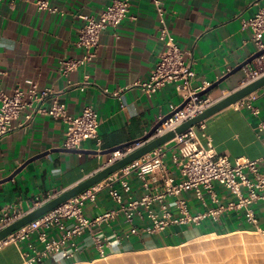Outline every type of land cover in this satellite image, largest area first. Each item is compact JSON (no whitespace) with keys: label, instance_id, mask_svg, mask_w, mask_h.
Masks as SVG:
<instances>
[{"label":"crops","instance_id":"obj_1","mask_svg":"<svg viewBox=\"0 0 264 264\" xmlns=\"http://www.w3.org/2000/svg\"><path fill=\"white\" fill-rule=\"evenodd\" d=\"M36 1L0 0V90L11 94L16 87L26 90L32 82L38 90L55 93L70 115L90 106L97 115L99 144L88 139L78 151L65 150L64 124L39 115L26 125L24 112L28 109H25L12 120V129L0 136V220L4 214H24L119 157V153L106 152L139 141L158 116L168 114L183 100V93L174 83L165 84L153 94H146L140 87L149 78L163 49L150 0H130L129 13L135 19L127 17L115 29H103L94 56L66 76L59 72L60 61L78 59L84 53L76 46L83 16H98L110 0H44L56 11L38 9ZM164 3L170 31L193 72L189 79L191 90L198 92L210 86L257 51L250 29L243 27L241 21L263 8L264 0H164ZM262 62L253 59L247 65L258 70ZM247 79L250 77L241 68L199 98L211 102ZM246 101L258 108V117L245 107ZM258 119H264V86L190 127L191 136L183 140L175 137L163 144L167 150L164 162L174 177L180 179L171 155L193 136L202 145L209 140L218 153L230 159H257L263 153L264 141L255 129ZM42 153L45 154L39 156ZM36 156L39 157L33 159ZM112 178L111 174L98 183L100 189L94 200L85 202V216L92 218L115 206L107 192V183ZM127 179L128 192L116 180L112 182L124 200L129 196L138 198L142 192L140 182L133 173ZM215 191L223 204L234 199L219 186H215ZM185 196L192 213L203 210L191 191ZM206 200L209 202L207 196ZM250 207L254 222L243 217L239 210L227 209L216 220L204 218L199 225H170L155 235L130 234L131 225L118 214L109 224L95 225L75 238L78 250L71 258L53 253L33 264H152L160 251L190 246L203 236L264 233L262 202H254ZM65 224L68 226L69 220ZM47 233L48 237H56L60 230L52 228ZM95 235L108 243L99 248L93 239ZM32 245L40 247L35 234L19 239L12 233L0 241V264H28Z\"/></svg>","mask_w":264,"mask_h":264},{"label":"built area","instance_id":"obj_2","mask_svg":"<svg viewBox=\"0 0 264 264\" xmlns=\"http://www.w3.org/2000/svg\"><path fill=\"white\" fill-rule=\"evenodd\" d=\"M150 1L159 24V39L163 43V49L149 78L142 82L140 87L146 94H153L165 84L174 83L175 88L183 93V100L189 98L180 111L158 127L157 132L161 133L196 114L210 102L193 97L196 90H191L189 87V79L193 76V72L184 62L183 51L170 31L164 0ZM35 4L38 9L56 11L55 7L44 0H38ZM129 9L130 0H110L98 16H83L84 24L78 30L76 46L84 53L78 59H62L60 74L66 76L69 71L84 65L94 56L98 37L103 29L108 27L115 29L127 17L134 20L135 16L129 13ZM241 23L243 27L250 29L256 50H263L264 7L258 8L251 17L243 19ZM256 59L264 61V53ZM242 68L250 79L260 74L258 70H253L248 65ZM29 83L26 90L16 87L11 94L0 90V136L11 130L12 120L28 109L24 112L26 125L39 115L50 116L64 124L62 146L65 149L78 150L82 142L88 139L94 140L96 145L99 144L98 120L93 108L84 106L77 115H70L55 93L50 90H38L34 83ZM81 85H85V82ZM103 92L106 93L107 90L104 89ZM116 94L117 92H112V95ZM244 105L252 115L258 117L257 107L249 101ZM162 117L158 116L156 122ZM255 129L259 136L264 138V119H258ZM189 136H191L190 128L176 138L183 140ZM113 153L122 155L120 151ZM166 155L167 150L161 145L144 155L139 163L134 161L113 173V178L107 183L108 195L115 203L112 209L92 218L85 216V202L94 200L95 192L100 189L97 183L17 230L15 238L24 239L35 234L36 241L40 244L39 248L32 245L28 264L40 262L46 255L53 253L71 258L78 250L75 238L95 225L109 224L118 214H122L124 222L131 225L130 234L155 235L163 232L170 225L190 223L199 225L204 218L216 220L227 209L239 210L243 217L254 222V213L250 205L260 201L264 209V141L263 153L259 158L230 159L227 155L218 153L209 140L202 145L193 136L192 139L185 140L177 152L171 155V160L181 176L180 179H176L173 172L167 168L164 162ZM130 173H133L140 182L142 192L138 198L129 196L124 200L122 193L112 181L116 180L122 190L128 192L130 186L127 176ZM215 186L226 190L234 196V199L226 204L220 202ZM189 191L199 200L203 207L202 211L196 213L190 211L185 196ZM19 216L18 213L4 214L0 220V227ZM65 220H69L68 226ZM135 220H139L140 223L136 224ZM52 228H58L60 234L56 237H48L47 232ZM93 239L99 248L108 243L98 235Z\"/></svg>","mask_w":264,"mask_h":264},{"label":"water","instance_id":"obj_3","mask_svg":"<svg viewBox=\"0 0 264 264\" xmlns=\"http://www.w3.org/2000/svg\"><path fill=\"white\" fill-rule=\"evenodd\" d=\"M263 53H264V49L256 51L247 60L237 65L231 72H228L225 76H223L222 78L211 84L210 86L196 92L193 95V97L199 98L204 96L213 87H215L217 84L223 81L228 75L241 69L244 65H247L250 61L258 58ZM263 86H264V71H262L258 76L254 78L245 80L242 85L238 86L234 90H231L227 94L222 95L219 98L211 101L210 103L205 105L199 112L192 115L188 119L182 121L175 127L168 129L164 132L158 133L157 132L158 127H160V125L165 120L169 119L176 112L180 111L184 107L186 102L189 100V98L182 100V102L176 108H174L168 114L164 115L161 120L157 121L139 141H134L129 144H122L106 152V153H113L115 151H120L122 152V155L108 162L106 165L102 166L101 168H99L98 170H96L95 172H93L83 180L67 188L66 190H63L59 194L53 196L52 198L28 210L24 214L20 215L18 218L1 226L0 241L4 240L12 233L16 232L23 226L39 218L40 216L44 215L45 213L49 212L50 210L54 209L55 207L59 206L65 201L69 200L70 198L78 195L79 193L83 192L89 187H92L93 185L104 180L106 177L120 170L124 166L140 159L141 157L148 154L155 148L169 142L170 140L174 139L177 135H180L181 133H183L190 127L194 126L195 124L205 120L206 118L217 113L218 111L237 103L241 99L245 98L246 96L250 95L251 93H253L254 91H256L257 89ZM129 145H134V146L130 148ZM65 150L78 151V150H70V149H65ZM43 154L45 153H42L39 156ZM39 156H36L33 159ZM15 173L16 172L12 173L8 178H6V180L11 178Z\"/></svg>","mask_w":264,"mask_h":264},{"label":"rangeland","instance_id":"obj_4","mask_svg":"<svg viewBox=\"0 0 264 264\" xmlns=\"http://www.w3.org/2000/svg\"><path fill=\"white\" fill-rule=\"evenodd\" d=\"M258 71H264V62ZM157 257L152 264H264V233L203 236L190 246L162 250Z\"/></svg>","mask_w":264,"mask_h":264}]
</instances>
